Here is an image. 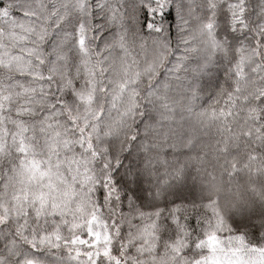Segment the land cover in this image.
Listing matches in <instances>:
<instances>
[{
    "label": "snow or ice",
    "instance_id": "1",
    "mask_svg": "<svg viewBox=\"0 0 264 264\" xmlns=\"http://www.w3.org/2000/svg\"><path fill=\"white\" fill-rule=\"evenodd\" d=\"M0 264H264V0H0Z\"/></svg>",
    "mask_w": 264,
    "mask_h": 264
}]
</instances>
